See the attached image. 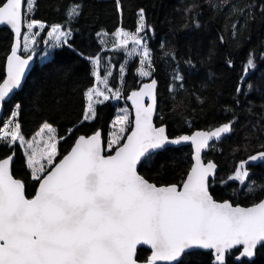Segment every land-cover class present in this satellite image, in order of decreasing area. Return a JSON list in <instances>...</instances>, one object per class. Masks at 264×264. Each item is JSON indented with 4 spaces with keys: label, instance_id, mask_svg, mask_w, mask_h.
<instances>
[{
    "label": "snow or ice",
    "instance_id": "1",
    "mask_svg": "<svg viewBox=\"0 0 264 264\" xmlns=\"http://www.w3.org/2000/svg\"><path fill=\"white\" fill-rule=\"evenodd\" d=\"M119 2L116 0L117 6ZM22 4L30 15L35 0L0 3V25L9 26L15 35V44L7 56V79L0 84V102L20 86L32 58L18 54L25 19ZM81 7L73 3L67 18L78 17ZM25 26L28 35L23 36V51L29 52L39 35L33 29L43 30L45 25L30 20ZM145 27L141 9L136 32L118 29L112 48L122 49L129 57L139 56V75L150 77L151 53L139 35ZM71 34L59 25L52 26L47 33L57 47L67 45ZM91 63L96 82L104 88L87 90L84 120L95 118L96 104L121 97L119 90L108 86L112 72L106 70L101 76V57L91 58ZM254 67L250 56L245 75ZM120 73L123 79V67ZM175 79L183 77L177 74ZM156 86L152 79L128 97L135 109L130 134L124 136L130 123L124 110L116 117L112 125L115 130L106 144L99 131L91 136L80 135L59 162L55 161L59 154L56 128L44 122L26 141L20 124L14 122L18 112L11 113L13 119L2 125V139L9 147L17 142L26 146L27 168L31 178L38 182V191L34 198H26L24 182L15 179L11 172L12 156L0 159V264H185L189 257L199 255V250H212L215 264H226V254L238 261L242 257L250 260L258 246H264V200L251 207H240L229 201L218 202L210 193L209 177L215 175L216 165L202 162L201 152L211 140L229 133L231 124L170 139L164 126L153 124ZM237 92H241L240 87ZM145 97L150 103L145 104ZM122 140L125 142L121 143ZM189 141L195 148V163L182 187L156 186L138 173V165L151 164L157 150ZM114 146V154L104 155ZM249 159L264 160V152ZM246 163L241 162L228 180L245 184L249 177ZM249 191H254V186ZM140 245L151 250L143 261L137 256ZM239 246L242 251L238 254L231 251Z\"/></svg>",
    "mask_w": 264,
    "mask_h": 264
},
{
    "label": "trees",
    "instance_id": "2",
    "mask_svg": "<svg viewBox=\"0 0 264 264\" xmlns=\"http://www.w3.org/2000/svg\"><path fill=\"white\" fill-rule=\"evenodd\" d=\"M73 3L82 7L80 15L69 20L67 11ZM141 9L154 77L159 83L156 124L166 125L169 136L176 137L198 129L209 131L237 118L233 134L212 144L205 155L219 167L210 191L217 201H229L234 206L251 207L264 200V164L249 162L252 155L264 150V0H120L119 6L116 0H36L32 18L46 24L37 48L43 47L51 26L60 25L72 34L68 44L56 49L46 61L30 60L34 68L23 89L5 104L0 130L16 110L25 140H31L48 122L60 139L56 162L68 154L80 135L102 132L106 144L116 105L101 103L92 121L83 119L88 103L85 94L96 82L91 58L101 57V76L108 62L111 86L121 89L126 100L132 91H139L144 84L137 74L138 59L126 63L121 81L120 68L126 57L104 50L100 33L111 36L118 29L136 31ZM12 45L11 31L0 29V84ZM250 56L255 67L245 75ZM177 74L183 79L176 80ZM238 87L241 92H237ZM114 151L115 147L106 153ZM13 153V175L24 182L31 199L38 191V182L31 178L22 147L19 143L11 147L0 144V159ZM241 162H247L249 171L243 185L228 180ZM191 166L190 147H170L154 154L152 163L141 165L139 172L158 186H180ZM253 186L254 191H249ZM231 251L238 254L242 247ZM199 252L185 264H215L213 251ZM150 254L140 249L138 260ZM226 264H264V246L250 260L238 261L226 254Z\"/></svg>",
    "mask_w": 264,
    "mask_h": 264
},
{
    "label": "rangeland",
    "instance_id": "3",
    "mask_svg": "<svg viewBox=\"0 0 264 264\" xmlns=\"http://www.w3.org/2000/svg\"><path fill=\"white\" fill-rule=\"evenodd\" d=\"M35 4H36V0H35ZM34 9H35V6H34ZM34 9H33L32 13L29 15V14L27 13V11H26V8H25V25H26V23H27L28 21H30V20H34V19L32 18V16H33V12H34ZM40 23H41V22H40ZM43 24H44V23H43ZM44 25H45V27H46V24H44ZM55 26H56V25H55ZM59 26H60V25H59ZM51 28H52V26L50 27V29H49L48 32L51 31ZM44 29H45V28H44ZM44 29H43V30H41V29H39V28L33 29V32H34V33H39V35H37V36L35 37V39H36V43H37L38 38H39V37L41 36V34L43 33ZM61 30H63L62 27H61ZM63 31H64V30H63ZM144 31H145V29H144ZM144 31L141 32L139 35L143 38V42H144V44L148 47L147 42H146V36H145V34H144ZM128 32H129V31H128ZM135 32H136V31H134V32H130V33H135ZM25 35H28V32H27L26 26H25V32H24V35H23V36H25ZM100 39H101V41H103L102 44H103L104 49H105L106 51H116V52L123 53V54L125 55V53H124V51H123L122 49H121V50H113V48H112V44H113V42H114V34L111 35V36H109V35H107L106 33L102 32V33H100ZM36 43H35L34 45H30V48L32 49L31 51H29V52H25V51H23L24 41H23V39H22V54H23L24 56H26V57L31 56V57H32L31 59L37 58L38 61L41 62V63L44 62V61H46L47 59H49V58L52 56V54L54 53V51H55L56 49L60 48V47L63 45V44H61V46L57 47L56 44H55V41L49 39L48 35H46V38H45V40H44L43 47L41 48V50H40L39 48L36 47ZM129 47H131V44L129 45ZM148 49H149V48H148ZM125 57H126V59H125L123 65H122V67L124 68V73L122 74L123 77H124V75H125V73H126V63L129 62V61H132V60H134V59H138V61H139V56H135V55H133V56L129 57V56L125 55ZM151 62H152V61H151ZM139 67H140V65H139ZM152 69H153V70H152V72H151V76H150V77H141V76L139 75V71H138L139 68H138V70H137V74H138V78H139L140 82H142L143 84H145V83H147L148 81H150V80L153 79V77H154V73H155V69H154L153 64H152ZM99 70H100V72H101V64H100V69H99ZM106 70H110V71L112 72V70H111V66L108 65V62H106V63L104 64V71H106ZM102 77H103V76H102ZM111 77H112V76H111ZM111 77L109 78V85H108V86L111 87V88H113L114 91L119 90V91L121 92V97H120L119 99L110 98V99L108 100V101H111L112 103H114V104L116 105V107H117L116 116H115V118H114V120H113V122H112V125H113V123H114L116 117L119 116V115H122L123 112H124V110H127L128 114H129V121H130V123H129V126H128V131L124 133V136H126L127 134H129V130H130L131 127H132V122H133V107L130 105L129 100H126V99L123 97V94H122L121 89H117V88H114V87L111 86V82H110ZM121 81H123V79H121ZM121 84H122V83H121ZM93 87H100V88H102V89L104 88L103 85L98 84L97 82H95V85H94ZM100 99H102V97H101ZM87 102H88V101H87ZM104 102H107V101H104ZM104 102H103V103H104ZM87 104H88V103H87ZM99 104H101V103H99ZM99 104H96V105H95V108H96ZM15 112H18V110H16ZM8 119H13V118L10 116V118H8ZM8 119H7V120H8ZM7 120H6V121H7ZM92 120H93V119L85 120V121H92ZM6 121H5V122H6ZM14 122H18V121H17V116L14 118ZM112 125H111V129H110V131H109V138H110V136H111L112 131L115 130V129H113ZM2 133H3V128H1V130H0V144H5L6 142L2 139ZM45 135H46V134H45ZM56 136H57L58 141H60V139L58 138L57 132H56ZM109 138H108V139H109ZM37 139H39V138H37ZM26 141H27V140H26ZM17 143H19V142H17ZM58 143H59V142H58ZM121 143H123V140L121 141ZM13 145H14V144H13ZM21 147H22V146H21ZM25 147H26V146H25ZM25 147H22V149H23V151H24V154H25ZM114 147H115V146H114ZM106 152H108V151H106ZM25 157H26V155H25ZM55 159H56V158H55Z\"/></svg>",
    "mask_w": 264,
    "mask_h": 264
},
{
    "label": "water",
    "instance_id": "4",
    "mask_svg": "<svg viewBox=\"0 0 264 264\" xmlns=\"http://www.w3.org/2000/svg\"><path fill=\"white\" fill-rule=\"evenodd\" d=\"M25 8H26V5H23L22 4V17H24L25 18ZM24 26H25V20L23 21V23H22V27H21V48H20V51L18 52V54L19 55H21V57L22 58H26V57H24L23 55H22V39H23V35H24ZM2 28H7V29H9L10 31H11V29H10V27L9 26H6V25H0V29H2ZM11 33H12V35H13V45L15 44V35H14V33L11 31ZM12 45V46H13ZM33 68H34V63L32 62V61H29V65L26 67V69H25V72H24V75H23V77H22V79H21V84H20V86L18 87V88H16V89H14L13 91H12V93H10L9 94V96L8 97H6V99H5V101L4 102H0V122L2 121V119H3V117H4V112H5V104H7V103H9L13 98H14V96L19 92V91H21L22 89H23V87H24V85H25V83H26V81H27V79H28V77H29V75H30V73L32 72V70H33ZM5 79H7V62H6V74H5V78H4V80ZM3 80V81H4ZM156 80V79H155ZM151 82V80L148 82V83H150ZM156 82H157V86H156V90H155V92H156V100H157V105H156V111H155V113H154V115H153V124H154V126H156V127H160V126H164L165 127V130H166V135L170 138V139H177V138H179V137H181V136H183V135H189V136H191V135H193V134H195V132H197V131H207V130H201V129H198V130H194V131H192V132H190V133H186V134H181V135H179V136H176V137H170L169 136V134H168V128H167V126L166 125H160V126H158L157 124H156V118H157V114H158V88H159V83H158V81L156 80ZM3 83V82H2ZM1 83V84H2ZM144 102H145V104H148V103H150V101L148 100V98L147 97H145V100H144ZM129 103H130V105L133 107V105H132V101L129 99ZM134 119H135V109H134V107H133V122H134ZM238 120L237 119H234L233 121H231V122H229L230 124H231V131L229 132V133H227V134H223L222 136H221V138L220 139H213V140H211L210 142H209V146L206 148V149H204V150H202V152H201V159H202V162H204L205 164H207L208 162H212V163H214L215 165H216V170H215V175L214 176H211V177H209V180H210V182H211V179H213L217 174H218V172H219V167H218V165L215 163V162H213V161H206L205 160V155H206V153L209 151V149H210V146L212 145V144H214V143H221V142H223L227 137H229V136H231L232 134H233V129H234V125L236 124V122H237ZM220 126H222V125H220ZM216 128V127H215ZM214 128V129H215ZM214 129H212V130H214ZM212 130H209V131H212ZM101 133V139H102V141H104L105 142V139H104V135H103V133L102 132H100ZM130 134V133H129ZM125 142V141H124ZM74 146V145H73ZM170 147H172V148H181V147H190L191 149H192V165L195 163V160H194V156H195V148H194V146L191 144V142L189 141V142H182L181 144H178V145H167L166 146V148H165V150L167 149V148H170ZM164 151V150H163ZM70 152V151H69ZM159 152H162V151H160V150H157L154 154H156V153H159ZM261 152H264V150H262V151H259V152H257V153H255L254 155H257L258 153H261ZM114 154V153H113ZM67 155V154H66ZM104 155H106V152L104 153ZM108 155H112V154H108ZM12 163H11V166H10V169H11V172H12V175H13V164H14V162H15V159H16V154L15 153H13L12 155ZM107 156V155H106ZM253 156V155H252ZM250 163L251 164H253V165H260V164H264V160H256V161H251L250 160ZM140 166L141 165H138V173L140 174V175H142L140 172H139V169H140ZM192 167V166H191ZM143 176V175H142ZM13 177L15 178V176L13 175ZM144 177V176H143ZM145 178V177H144ZM15 179H17V178H15ZM146 179V178H145ZM148 180V179H147ZM149 181V180H148ZM150 182V181H149ZM152 183V182H151ZM154 184V183H153ZM156 185V184H155ZM156 186H158V185H156ZM178 188L179 187H182V185H180V186H177ZM210 193H211V191H210ZM25 197L26 198H28L27 197V195H26V190H25ZM34 198V197H33ZM213 198H214V196H213ZM30 199V198H29ZM215 199V198H214ZM216 200V199H215ZM218 202H220V201H218ZM234 206V205H233ZM240 207H242V206H240ZM240 247H242V246H239V248ZM260 246H258V248H259ZM257 248V249H258ZM140 249H147L148 251H150L151 252V250L147 247V246H145V245H140V246H138V250H137V255H138V252H139V250ZM257 249H256V251H257ZM234 250V249H233ZM199 251H205V252H208V251H212V250H199ZM256 251H255V253H256ZM214 253V252H213ZM243 258V257H242Z\"/></svg>",
    "mask_w": 264,
    "mask_h": 264
},
{
    "label": "bare ground",
    "instance_id": "5",
    "mask_svg": "<svg viewBox=\"0 0 264 264\" xmlns=\"http://www.w3.org/2000/svg\"><path fill=\"white\" fill-rule=\"evenodd\" d=\"M153 79H156V78H155V77H153ZM156 80H157V79H156ZM157 81H158V80H157ZM148 82H149V81H148ZM148 82H147V83H148ZM235 119H237V118H235ZM222 125H223V124H222ZM217 127H218V126H217Z\"/></svg>",
    "mask_w": 264,
    "mask_h": 264
}]
</instances>
